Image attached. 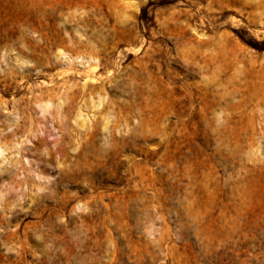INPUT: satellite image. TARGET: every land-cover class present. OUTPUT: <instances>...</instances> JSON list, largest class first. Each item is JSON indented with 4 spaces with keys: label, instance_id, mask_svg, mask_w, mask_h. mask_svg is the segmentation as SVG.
I'll return each mask as SVG.
<instances>
[{
    "label": "rangeland",
    "instance_id": "1",
    "mask_svg": "<svg viewBox=\"0 0 264 264\" xmlns=\"http://www.w3.org/2000/svg\"><path fill=\"white\" fill-rule=\"evenodd\" d=\"M254 1L0 0L1 133L62 70L8 80L33 46L74 31L102 81L3 150L0 264H264Z\"/></svg>",
    "mask_w": 264,
    "mask_h": 264
},
{
    "label": "bare ground",
    "instance_id": "2",
    "mask_svg": "<svg viewBox=\"0 0 264 264\" xmlns=\"http://www.w3.org/2000/svg\"><path fill=\"white\" fill-rule=\"evenodd\" d=\"M125 3L133 6L130 1H126ZM236 3L238 5H241L242 7L249 8L252 11L263 8V3L260 1L256 2L254 0H236ZM248 22L250 23L249 20ZM252 22L255 23V27H257L255 31H260L264 36V10H262V13L260 14L258 20ZM63 31L64 33L66 32L65 29H59V31L55 33L56 36L58 37ZM72 32L74 31L71 30V32H67V35L70 36L67 37V40L58 37L54 39L53 42H49L47 47V50L49 52L46 55L44 54L45 52L43 48H41L40 46H33V50L30 53L31 56L34 57L35 61L31 63L29 67H26L24 70L22 69L21 72L10 70V72L7 74L8 80L12 82L17 80V82L20 83L19 85L22 86L23 84H28L32 76V72H34V75L36 77H45L47 76V72L54 71L58 68L62 69L58 74L52 75L49 82L42 83L44 85L50 84V87H44L43 91L38 88V92H36V89L33 87V85H31L27 88L30 93V98L24 99L23 97H20L19 100H17V107L19 113H21L22 116L19 121H16V123L14 122V127L10 125L12 126V129L10 128V130L5 133L0 132V157L2 156L3 150L10 148L12 144L15 145V143H13V140L15 137H17V135H25V133L31 131V133H35L33 135L34 137L43 140L45 137L44 130L46 128L44 126V123L42 122V119L47 112L48 114L53 115L64 113L66 111V108H68V105H73L78 97L82 98L83 96H85L87 90L89 91V94H95L96 91L100 89L98 82L102 81L96 77V72H94L95 69L90 68V63L88 61L86 67L81 70H77V60L88 58V60L91 62L93 59L91 58V56L87 57L84 51L81 50V48L84 47L81 41L72 40L73 38H75L73 37ZM65 42H67V44H65ZM38 50L42 54L37 55L35 58L33 52ZM53 50H55V52L52 56H50L51 51ZM21 63H23V61ZM252 64H254L256 73V81L253 93L255 105H264V55L257 56ZM94 67L97 68L98 66ZM80 76H83V78L81 79H83L84 81L79 85L77 82H75V80L77 78H80ZM19 88L20 87H15L14 92L16 94L22 92L23 89ZM55 103L56 106L54 105ZM21 104L24 105L23 108H19ZM35 107L39 109L41 117H31L32 113L37 112ZM54 107L57 108L56 111H54ZM49 108L51 109L50 111ZM40 131L41 134L40 136H38ZM258 135L260 134L258 133ZM18 142L20 143V145H22L23 143V141L21 140ZM21 151L22 147H19V149H17L18 154ZM2 157L0 159L4 158ZM8 162L9 161H7V163ZM11 163L9 162L7 165H11ZM23 170L25 169L23 168Z\"/></svg>",
    "mask_w": 264,
    "mask_h": 264
}]
</instances>
